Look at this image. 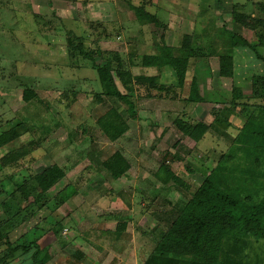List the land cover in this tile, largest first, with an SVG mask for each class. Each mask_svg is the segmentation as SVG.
<instances>
[{
    "label": "rangeland",
    "instance_id": "1",
    "mask_svg": "<svg viewBox=\"0 0 264 264\" xmlns=\"http://www.w3.org/2000/svg\"><path fill=\"white\" fill-rule=\"evenodd\" d=\"M262 4L0 0V135L17 133L0 150V235L11 244L36 240L44 264H71L72 254L91 252L81 240L104 239L106 251L159 240L173 209L197 191L242 126L261 115L264 28L256 19ZM135 8L154 20H140ZM164 48L186 57L183 83L168 66L143 65ZM80 49L98 64L111 63L130 104L103 95L94 63ZM193 89L203 101H190ZM30 90L35 97L26 103ZM111 109L129 126L116 142L97 125ZM198 122L210 129L196 143L183 128ZM116 152L130 165L118 180L103 166ZM162 164L175 181L156 177L165 176ZM52 165L65 177L44 194L36 176ZM124 232L122 244L113 240ZM5 242L0 264H34L30 254H11Z\"/></svg>",
    "mask_w": 264,
    "mask_h": 264
},
{
    "label": "trees",
    "instance_id": "2",
    "mask_svg": "<svg viewBox=\"0 0 264 264\" xmlns=\"http://www.w3.org/2000/svg\"><path fill=\"white\" fill-rule=\"evenodd\" d=\"M135 10L140 20L146 17L150 21L154 20L152 15L142 9ZM260 11L261 16L257 17L256 22L258 27L264 28V4L260 6ZM239 44L248 46L243 39ZM251 49L256 50V47L251 46ZM79 54L94 63L105 97L129 103L128 98L117 88L110 62L98 64L92 54L81 49ZM186 63V57L173 56L169 48H164L160 56L143 58L145 67H170L180 83L186 77ZM118 75L123 80L124 72L119 71ZM259 90L264 92V84ZM34 97L33 91H25L23 101L28 103ZM190 101L201 102L203 99L193 89ZM260 112V116L251 117L242 126L228 152L204 176L203 183L190 195L186 204L173 209L172 218L146 264H182L185 262L182 261L184 255H191V264H253L249 262L251 254H259L253 242H264V108L261 107ZM97 125L109 142H116L129 130L128 124L115 109L102 116ZM209 129L202 122L183 128L184 133L196 143ZM16 136L15 130L1 134L0 150ZM26 153L28 151L21 157ZM15 158H4V165H9ZM103 166L114 180L125 177L130 169L128 160L119 152L103 162ZM159 170H163L165 176H161L160 171L155 175L164 184L177 179L165 165L162 164ZM64 177L65 172L57 165H52L37 175L36 181L45 194ZM3 239L11 254L21 251L30 254L34 264H44L40 259L41 247L36 240L11 244L0 235V240Z\"/></svg>",
    "mask_w": 264,
    "mask_h": 264
},
{
    "label": "crops",
    "instance_id": "3",
    "mask_svg": "<svg viewBox=\"0 0 264 264\" xmlns=\"http://www.w3.org/2000/svg\"><path fill=\"white\" fill-rule=\"evenodd\" d=\"M109 224V223H108ZM107 224V225H108ZM118 235V234H117ZM127 236L126 232H124L122 235L116 236L113 240L119 244H122L121 241H123V237ZM123 236V237H122ZM118 237V238H117ZM122 237V238H121ZM106 241L104 239H95L94 242H91L89 240L82 241L81 240V245L88 246L90 248L89 252L88 250L85 249L83 252H76L71 255V264H146L150 257L153 254V251L155 250L158 240H155L151 242H139L138 245H133L130 244L129 247H126L125 244H122V246L118 247V249L115 250L113 247L112 251H106V245H102L100 242ZM87 242V243H86ZM86 243V244H84ZM101 245V246H100ZM254 248H257L258 246H263L264 247V242H253ZM258 247V248H259ZM257 253H252L251 257L252 259L256 262L253 264H264V256L260 257H255ZM259 254H264L259 253ZM255 257V258H254ZM176 259V258H174ZM191 255H184L182 257V261L184 263L182 264H191ZM86 262V263H85Z\"/></svg>",
    "mask_w": 264,
    "mask_h": 264
}]
</instances>
